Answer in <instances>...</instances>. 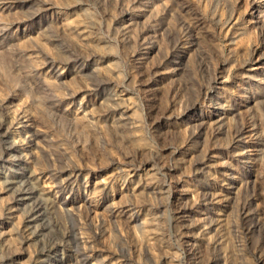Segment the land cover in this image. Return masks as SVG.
Returning a JSON list of instances; mask_svg holds the SVG:
<instances>
[{"label": "rangeland", "instance_id": "374dc122", "mask_svg": "<svg viewBox=\"0 0 264 264\" xmlns=\"http://www.w3.org/2000/svg\"><path fill=\"white\" fill-rule=\"evenodd\" d=\"M0 264H264V0H0Z\"/></svg>", "mask_w": 264, "mask_h": 264}]
</instances>
